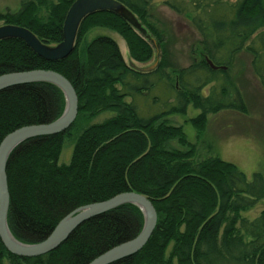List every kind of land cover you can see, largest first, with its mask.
I'll list each match as a JSON object with an SVG mask.
<instances>
[{"label":"trees","instance_id":"1","mask_svg":"<svg viewBox=\"0 0 264 264\" xmlns=\"http://www.w3.org/2000/svg\"><path fill=\"white\" fill-rule=\"evenodd\" d=\"M74 1L22 0L19 11L0 12V22L25 27L46 45H56L63 40L65 17ZM118 1L130 11L131 19L111 12L87 16L74 51L65 59L46 60L21 39L0 41V75L53 70L65 76L77 92V120L87 114L117 112L82 132L66 165L54 159L77 120L62 134L30 138L14 150L7 165L11 232L25 243H39L77 208L132 191L152 201L158 212L157 227L140 252L112 264H170L164 257L171 240L179 264H264V211L254 221L240 219L241 209L263 199L264 181L252 188L243 172L220 157L191 161L197 153L195 144L187 140L182 126L163 119L168 114H186L193 106L201 113L191 123L203 132L210 113L225 109L247 113L237 84L226 70L212 69L207 59L215 66L229 67L236 55L247 52L264 87V0H168L166 4L199 33L203 47L201 57L174 70L175 78L168 71L165 51L154 71L141 73L127 64L109 36H98L81 46L91 28L105 27L125 39L131 59L147 63L153 58V39L163 44V38L149 20L151 0ZM40 9L47 11L46 18L39 15ZM216 83L222 85L219 91L214 85L208 95L203 94ZM148 95H153L152 108L139 109ZM128 97L130 102L125 100ZM65 105L63 91L52 83L21 84L0 91V142L21 127L55 121ZM160 105L166 109L159 113L154 109ZM173 140L182 149L169 147ZM262 177L253 175L254 180ZM239 220L245 236L236 234ZM223 221L225 233L219 244L215 233ZM143 222L140 208L125 204L85 221L61 246L36 257L14 255L0 239V264L5 259L11 264H89L138 235ZM196 233L200 240L194 242ZM158 235L162 242L157 245L154 238Z\"/></svg>","mask_w":264,"mask_h":264},{"label":"rangeland","instance_id":"2","mask_svg":"<svg viewBox=\"0 0 264 264\" xmlns=\"http://www.w3.org/2000/svg\"><path fill=\"white\" fill-rule=\"evenodd\" d=\"M167 1L151 0L149 20L157 30H160L163 44L153 39L154 56L149 62L139 63L131 59L125 39L118 32L105 27L91 28L87 32L85 40L81 42V46L98 36H109L117 42L127 64L134 63L136 66L144 68L154 65L156 62L159 63L163 51H165L166 60L169 63L168 71L175 78L174 70L179 71L181 68H186L194 59L201 57L203 47L201 37L196 29L184 16L172 10L166 4ZM21 4L22 0H0V12L19 11ZM39 15L46 18L47 11L40 9ZM1 25L3 23L0 22ZM251 63L252 56L247 52H241L234 57L231 65L224 69L243 93L247 103V113L232 109L210 113L207 115L208 122L203 132H199L191 123V119L201 113L200 109L189 106L186 114L167 115L168 123L182 126L187 140L195 144L199 159L220 157L236 164L249 179H252L253 173L256 171H260L264 175V87L254 74ZM214 85L217 86L218 91L222 86L221 83L210 84L203 90V94L208 95L210 88ZM160 95L166 97L162 93ZM170 101L172 102L173 99ZM159 102L163 103V100L160 99ZM152 104H154L153 95L147 96L139 103V109L152 108ZM145 105L149 106L145 107ZM163 109L166 107L160 105L154 110L160 113ZM115 114L116 112L113 111L102 112L92 119L93 122L88 120L87 115L81 116L71 131V135H68L64 140V150L59 162L61 164L70 162L74 144L81 130L88 127L89 124L101 123ZM168 144L169 147H180L177 140L170 141ZM263 211L264 199L253 207L240 212V219L252 221L259 217ZM4 264H11V262L5 259ZM175 264L177 263L175 262Z\"/></svg>","mask_w":264,"mask_h":264},{"label":"water","instance_id":"3","mask_svg":"<svg viewBox=\"0 0 264 264\" xmlns=\"http://www.w3.org/2000/svg\"><path fill=\"white\" fill-rule=\"evenodd\" d=\"M97 12H111L124 19H131L127 7L118 0H75L70 6L64 21L63 41L55 46L43 43L32 31L22 26L1 25L0 41L17 38L23 40L37 55L57 61L67 58L76 45L77 33L82 21ZM212 69L218 67L207 59ZM133 68H137L131 63ZM152 66L143 71H149ZM46 82L58 86L65 95L66 105L62 115L48 124L24 126L7 135L0 143V239L6 249L20 257H36L58 248L69 235L85 221L125 204L137 205L144 215V227L133 240L115 246L95 258L89 264H112L132 256L141 250L149 240L157 224V210L152 201L137 192L120 193L109 200L82 206L64 217L49 236L40 243L26 244L17 240L8 225L10 193L8 189L7 165L9 158L23 141L30 138L54 135L71 127L79 112V99L71 82L53 70H31L0 75V91L21 84Z\"/></svg>","mask_w":264,"mask_h":264},{"label":"bare ground","instance_id":"4","mask_svg":"<svg viewBox=\"0 0 264 264\" xmlns=\"http://www.w3.org/2000/svg\"><path fill=\"white\" fill-rule=\"evenodd\" d=\"M17 12V11H16ZM64 27V26H63ZM86 36V35H85ZM84 40H85V37H84ZM63 41V40H62ZM61 41V42H62ZM60 42V43H61ZM158 65H159V63H155L154 65H152V66H155L153 69H151V70H149V71H143V70H145V69H148V68H150V67H152V66H149V67H140V66H138V69L136 68H133L132 66H131V64L129 65L132 69H134V70H139V72H141V73H149V72H152V71H154L157 67H158ZM227 68V67H226ZM36 70V69H35ZM31 71V70H30ZM13 73H15V72H13ZM9 74V73H8ZM4 75V74H3ZM143 80H145V81H143ZM142 81L143 82H145V83H149V81H147V79H143ZM35 83H46V82H35ZM62 90V89H61ZM64 93V92H63ZM148 96H150V95H148ZM79 99V98H78ZM127 102H130L131 101V97H128V98H126L125 99ZM108 111H112V110H108ZM104 112H107V111H104ZM113 112H115V111H113ZM117 113V112H116ZM78 114H79V112H78ZM101 113H99L98 115H96V116H93V117H90V116H88L89 114H87V116H88V120H90V121H92L93 122V120L92 119H94L95 117H97V116H99ZM115 115H117V114H115ZM114 115V116H115ZM78 116V115H77ZM113 117V116H112ZM80 118V117H79ZM110 118V117H109ZM165 121H168V116H166V117H164L163 118ZM57 120V119H56ZM76 120H77V118H76ZM75 120V121H76ZM75 121H74V123H75ZM91 122V123H92ZM73 123V124H74ZM72 124V125H73ZM33 125H38V124H33ZM72 125H71V127H72ZM90 125H93V124H89L88 126H90ZM169 125V124H168ZM27 126H30V125H27ZM128 126H132V128H133V124L132 123H130V124H128ZM70 127V128H71ZM69 128V129H70ZM87 128V126L83 129V130H81V132H80V134H79V136L82 134V132H84V130ZM131 128V129H132ZM130 128H129V130H131ZM134 129V128H133ZM132 129V130H133ZM68 130V129H67ZM66 130V131H67ZM65 131V132H66ZM13 132V131H12ZM12 132H10V133H12ZM10 133H8L7 135H9ZM62 133H64V132H61V133H58V134H62ZM6 135V136H7ZM55 135V134H54ZM5 136V137H6ZM78 136V137H79ZM4 137V138H5ZM78 137H77V139H78ZM3 138V139H4ZM66 138V137H65ZM2 139V140H3ZM76 139V140H77ZM25 141H27V140H25ZM25 141H23L22 143H24ZM2 142V141H1ZM0 142V143H1ZM170 142V141H169ZM21 143V144H22ZM176 148H178V149H182V147L180 146V147H176ZM73 149H74V147H73ZM15 150V149H14ZM63 150H64V145L63 146H61V152L59 153V155H58V157L56 158V159H54L55 160V162H56V164H58V165H66V163H60L59 161H60V158H61V155H62V152H63ZM187 150V149H186ZM14 152V151H13ZM12 152V153H13ZM72 157V156H71ZM202 159H199L198 157H197V153H196V155L191 159V161H193V162H199V161H201ZM224 160V159H223ZM226 161V160H225ZM230 163H232V162H230ZM68 164V163H67ZM232 164H234V163H232ZM241 172H243L244 174H245V176H246V178H247V180L249 181V183H251V185H252V188H258V186H260L261 184H262V180L264 181V175H263V173H261L260 171H256V172H254L253 173V175H255V174H260V175H262L263 177L259 180V179H255L254 180V178L252 177V179H249L248 178V176L246 175V173L244 172V171H242L236 164H234ZM7 177H8V175H7ZM8 189H9V193H10V185H9V181H8ZM132 192V191H131ZM263 199H264V197H263ZM262 200V199H261ZM261 200H259V201H261ZM258 201V202H259ZM96 203H98V202H96ZM89 205V204H88ZM85 206V205H84ZM121 206H123V205H121ZM121 206H118V207H116L115 209H117V208H119V207H121ZM137 206V205H136ZM82 207V206H81ZM138 207V206H137ZM252 206H249V207H247V208H245V209H241L240 210V212H243V211H245V210H247V209H249V208H251ZM80 208V207H79ZM139 208V207H138ZM78 209V208H77ZM115 209H111L110 211H112V210H115ZM141 210V209H140ZM75 211V210H74ZM142 211V210H141ZM228 215V214H227ZM99 216V215H98ZM230 216H232V213L231 214H229L228 215V217H230ZM96 217V216H95ZM261 217V215L259 216V217H257V218H255V219H258V218H260ZM255 219H253L252 221H254ZM61 221V220H60ZM59 221V222H60ZM58 222V223H59ZM144 222H145V220H144ZM144 222H143V225L141 226V228L139 229L140 230V232L142 231V229H143V227H144ZM224 223H223V225L219 228V230H218V232H217V234L215 233V235H216V237H215V241H217L219 244L222 242V240H223V237H224V233H225V230H224V227H225V225H226V223H225V221H223ZM58 223L54 226V228H53V230L55 229V227L58 225ZM157 223H158V212H157ZM156 227H157V224H156ZM156 227H155V229H156ZM155 229H154V231H155ZM52 230V231H53ZM51 231V232H52ZM154 231H153V233H154ZM235 231H236V234L237 235H242V236H245L244 234H245V232L243 231V229H242V223H241V220H239L238 222H237V224H236V226H235ZM140 232H139V234H140ZM13 234V233H12ZM72 234V233H71ZM70 234V235H71ZM138 234V235H139ZM69 235V236H70ZM138 235H136L134 238H131V239H129V240H127V241H124V242H122V243H125V242H128V241H131V240H133V239H135ZM153 235V234H152ZM152 235H151V237H152ZM49 236V235H48ZM15 237V236H14ZM150 237V238H151ZM162 237V236H161ZM161 237H159V235L158 236H156L154 239H155V242L157 243V245H158V243H161L162 241H161ZM16 238V237H15ZM69 238V237H68ZM68 238L64 241V242H66L67 240H68ZM150 238H149V240H150ZM17 239V238H16ZM250 238H248V240H249ZM17 240H19V239H17ZM149 240L146 242V244L144 245V247L147 245V243L149 242ZM198 240H200V238H199V233H196V235H195V240H194V242H196V241H198ZM19 241H21V240H19ZM44 241V240H43ZM21 242H23V241H21ZM42 242V241H41ZM63 242V243H64ZM23 243H25V242H23ZM40 243V242H39ZM62 243V244H63ZM122 243H120V244H122ZM26 244H35V243H26ZM61 244V245H62ZM120 244H118V245H120ZM60 245V246H61ZM118 245H116V246H118ZM174 245H175V241H173V240H171L170 242H169V244L167 245V247H166V253H165V257H164V259L167 261V262H170V260H171V262H170V264H175V262L177 263V264H179V260H178V257L177 256H175V255H173V253H172V249H173V247H174ZM143 247V248H144ZM142 248V249H143ZM141 249V250H142ZM141 250H139L138 252H140ZM137 252V253H138ZM47 254V253H46ZM103 254V253H102ZM45 255V254H44ZM100 256V255H99ZM170 259V260H169ZM191 259H192V261L194 262V258H193V256H191ZM93 261V260H92ZM91 261V262H92Z\"/></svg>","mask_w":264,"mask_h":264}]
</instances>
